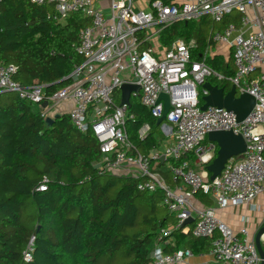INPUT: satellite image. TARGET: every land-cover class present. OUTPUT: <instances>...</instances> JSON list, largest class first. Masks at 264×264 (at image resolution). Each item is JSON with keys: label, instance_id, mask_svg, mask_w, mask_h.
Listing matches in <instances>:
<instances>
[{"label": "built area", "instance_id": "obj_1", "mask_svg": "<svg viewBox=\"0 0 264 264\" xmlns=\"http://www.w3.org/2000/svg\"><path fill=\"white\" fill-rule=\"evenodd\" d=\"M29 2L52 6L51 17L58 22L74 13L90 20L79 31L75 46L83 60L70 73L72 82L49 96L45 95L43 85L26 86L13 79L15 65L0 64V93L10 92L21 100L39 104L43 117L49 116V106L72 100L69 120L77 131L84 133L90 129L95 136L101 153L99 169L140 179L139 191L160 192L161 204L176 219V226L192 218L191 236L212 238L208 253L214 263L260 264L248 230H232L214 215V208H197L192 196L199 190L215 207L224 208L249 203L264 193V0H177L168 4L154 0L147 10L134 9L132 0H108L107 10L96 6V0ZM232 11L240 15V25L230 23L210 37L212 42H226L232 48V76L226 77L207 66L205 55L199 61H191L189 48L193 41L176 39L161 57H156L150 47L141 49L143 39L138 33L143 29L155 27L159 32L173 22L197 21L204 16L219 22ZM254 72L258 75L249 78ZM208 77L227 80L237 94L246 92L254 96L255 104L243 120L237 121L232 111L223 108L200 109L199 97L207 93L201 86ZM122 84L139 87L131 95L139 96L140 104L155 120L163 110L159 94L168 95L170 109L159 126L172 141L161 152L143 155L127 139L125 122L132 115L126 104L114 100ZM147 129L144 125L140 134ZM216 130L239 134L245 150L227 159L220 174L210 180L204 166L212 160L216 148L214 144L207 147L204 142L208 132ZM190 154L202 171L185 160L169 164L173 186L155 170L161 156L178 160ZM45 181L37 186V191L46 189ZM173 229H162L161 236L169 235ZM157 243L169 245L170 240ZM261 246L264 252V234ZM30 251V247L23 251V260L31 259ZM150 255L152 264H190L193 253L189 249L170 253L157 249Z\"/></svg>", "mask_w": 264, "mask_h": 264}, {"label": "trees", "instance_id": "obj_2", "mask_svg": "<svg viewBox=\"0 0 264 264\" xmlns=\"http://www.w3.org/2000/svg\"><path fill=\"white\" fill-rule=\"evenodd\" d=\"M51 15L50 5L0 0V64L15 65L13 79L26 86L43 85L47 96L72 82L69 75L83 60L75 48L78 34L90 22L81 13L62 22ZM230 23L238 27L234 11L219 22L207 16L176 21L160 29L158 40L166 49L176 39L193 41L190 60L199 61L212 43L210 33L223 31ZM140 46L146 49L149 43ZM205 63L226 77L234 73L232 51L228 60L218 54L206 57ZM206 81L224 91L231 86L227 80L208 77ZM129 101L132 118L125 122L127 139L143 155L159 150L164 136L155 119L139 96H130ZM40 107L13 93H0V264H151L154 243L177 235L183 236L184 249L209 251L212 238L192 237V222L186 232L176 226V219L161 204L160 192L139 191L140 179L97 167L101 153L90 129L77 131L67 114L48 124ZM144 125L148 129L140 134ZM182 160L196 168L191 154L166 159L168 165ZM162 165L155 170L172 185L175 181ZM43 180L46 189L37 191ZM193 196L210 201L199 190ZM168 227L174 229L161 236ZM28 247L31 259L25 261L22 253ZM178 249L162 243L163 253Z\"/></svg>", "mask_w": 264, "mask_h": 264}, {"label": "crops", "instance_id": "obj_3", "mask_svg": "<svg viewBox=\"0 0 264 264\" xmlns=\"http://www.w3.org/2000/svg\"><path fill=\"white\" fill-rule=\"evenodd\" d=\"M146 2L148 3L147 0H146ZM95 5L102 8L103 10H107L108 0H96ZM133 6H134V9L139 10L136 7L135 1H133ZM148 8H149V3H148V5H146V10ZM235 16L237 17L238 26H239L240 25V22H239L240 15L237 12H235ZM207 17H209V16H207ZM214 31H218V30L214 29L210 33V35H212V33ZM139 32H142V35H143L142 38L139 37V38L143 39L142 42H148L149 47L152 48L154 55L156 57H161L163 51L166 48H164L159 43V40H158V33L159 32L157 31V28L150 27L147 29H143ZM138 35H139V33H138ZM231 51H232V48L230 47L229 43L212 42L204 48V51H203L202 55H200V56L202 57L203 55H205L206 57H212L214 55L219 54V55H222V57L225 60H228ZM118 93L120 96L119 91H118ZM131 96H133V95H131ZM118 101H120V98L118 99ZM72 106H73V101L70 99L60 101V102H58L52 106H49L50 111H49L48 115L50 117H54L55 115L59 116L62 114H67L68 110H70L72 108ZM40 109L42 111V107H40ZM161 134L164 136V139L161 143L159 150H157L159 152H161L164 149V147L167 143H170L172 141V137H170L169 135H164L162 132H161ZM204 144L207 147H209L210 144H213V143L209 142L207 140V137H206ZM208 152H210V150H208ZM159 163H163V165L161 166L162 169H168V163H167L166 159L162 158V156L160 157L156 166H158ZM197 166H199V165L195 164L196 168H197ZM173 185H174V183L171 186H173ZM192 199H193L192 201H193L194 205L197 208H202V207L214 208V215L217 218H219L221 221H223L226 225H228L234 231H237L241 227H245L248 230L249 236L254 237L255 232L258 230V228H260L262 225H264V193L257 195L249 203L239 204V205H228L224 208L215 207L214 204L212 203L211 199L208 203H204L203 201H201L199 198H197L195 196H192ZM252 210H256V211L260 210V212H262V213L253 215ZM189 220H191L190 222H192V218H189ZM186 226L182 227L183 232L187 231ZM182 238H183L182 235H177V236L170 238V245H174V246L177 245L179 247V249H184V247L181 244ZM161 248H162L161 244L155 242L151 251L161 249ZM189 263L190 264H202V263L224 264V263H214L208 252L193 253L192 257L189 259ZM151 264H152V262H151Z\"/></svg>", "mask_w": 264, "mask_h": 264}, {"label": "water", "instance_id": "obj_4", "mask_svg": "<svg viewBox=\"0 0 264 264\" xmlns=\"http://www.w3.org/2000/svg\"><path fill=\"white\" fill-rule=\"evenodd\" d=\"M206 90V94L202 95L200 109L204 110L208 106L223 108L227 111H232L237 121L243 120L251 111L255 104V98L249 93L237 94L234 85L230 86L228 91H224L223 87L212 85L209 81H205L202 86ZM139 87L136 85L122 84L119 88L120 104L130 105V96L132 92H137ZM158 101L163 102V110L160 117L155 120V125L159 126L165 121L166 114L170 109L168 95L160 93ZM45 103L42 104L44 106ZM47 116L46 123H52L53 119L57 117ZM207 140L214 144L216 151L212 160L204 166L210 180L217 177L224 167L227 159L241 155L245 150V142L239 134H233L231 131L216 130L210 131L207 134ZM163 158V156H162ZM191 220L187 219L181 223V227L186 226ZM264 234V225H262L255 232L254 243L257 253L260 257V264H264V252L261 246V236Z\"/></svg>", "mask_w": 264, "mask_h": 264}, {"label": "rangeland", "instance_id": "obj_5", "mask_svg": "<svg viewBox=\"0 0 264 264\" xmlns=\"http://www.w3.org/2000/svg\"><path fill=\"white\" fill-rule=\"evenodd\" d=\"M135 1V4H136V7L139 9V10H146V5H148V3L146 2V0H133ZM258 75V72H254L252 73L249 78H254ZM120 98L119 96V93L117 92L115 95H114V99L116 101H118V99ZM157 127V131H161V126H156ZM197 171L201 170V166H197L196 168ZM208 199L210 200V198L208 197ZM252 213L253 215H256V214H261L262 212H260V210L256 211V210H252Z\"/></svg>", "mask_w": 264, "mask_h": 264}]
</instances>
